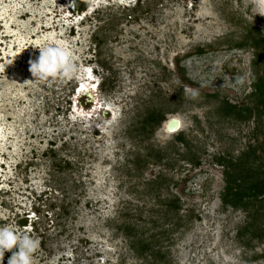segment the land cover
<instances>
[{"label": "rangeland", "instance_id": "obj_1", "mask_svg": "<svg viewBox=\"0 0 264 264\" xmlns=\"http://www.w3.org/2000/svg\"><path fill=\"white\" fill-rule=\"evenodd\" d=\"M258 30L264 0H0V227L39 240L33 264H264L217 162L264 136L221 109L251 103ZM50 40L86 75L35 79Z\"/></svg>", "mask_w": 264, "mask_h": 264}, {"label": "trees", "instance_id": "obj_2", "mask_svg": "<svg viewBox=\"0 0 264 264\" xmlns=\"http://www.w3.org/2000/svg\"><path fill=\"white\" fill-rule=\"evenodd\" d=\"M87 2L83 5V9H87ZM257 36V37H256ZM252 37V45L255 47V57L252 61V90L248 94L251 103L232 102L223 100L222 112L224 115L234 116L239 120H249L260 118L264 112V71L259 72L257 63L259 61V53L264 45V34L258 30V35ZM177 68L183 82L189 83L184 69ZM264 116V115H263ZM163 117L156 114H150L146 118V122L155 121L159 125ZM264 135V133L262 132ZM179 141L183 142L181 138ZM218 164L222 166L224 186L221 191V199L224 206H231L235 209H241L246 213L245 224L238 231V235H242L246 230L250 231L252 237L264 238L257 232L264 230L259 223V218L264 219V136L258 144L249 143L236 157L219 156ZM254 230V231H253ZM133 247V242L131 240Z\"/></svg>", "mask_w": 264, "mask_h": 264}, {"label": "clouds", "instance_id": "obj_3", "mask_svg": "<svg viewBox=\"0 0 264 264\" xmlns=\"http://www.w3.org/2000/svg\"><path fill=\"white\" fill-rule=\"evenodd\" d=\"M36 48L39 50L37 58L33 60L30 53L27 61L28 71L35 79L71 81L79 80L86 75L87 70L77 64L75 55L66 45L50 40L46 46ZM191 95L196 97L197 92L193 91ZM71 119L75 120L77 117L73 116ZM79 119L86 120L87 118L80 115ZM174 122H178V125L174 129L169 128V132L178 131L181 128L182 120L179 117L174 118ZM89 126L85 125V127ZM93 126L96 129L99 127L98 125ZM39 244L38 239H33L27 233H18L9 227H0V264H3L5 251H11L14 247L17 250L12 253L7 264H33V254L38 250Z\"/></svg>", "mask_w": 264, "mask_h": 264}, {"label": "water", "instance_id": "obj_4", "mask_svg": "<svg viewBox=\"0 0 264 264\" xmlns=\"http://www.w3.org/2000/svg\"><path fill=\"white\" fill-rule=\"evenodd\" d=\"M174 118H171L168 120L167 124H166V127H167V130L172 127V128H175V125H174ZM175 132V131H174Z\"/></svg>", "mask_w": 264, "mask_h": 264}, {"label": "snow or ice", "instance_id": "obj_5", "mask_svg": "<svg viewBox=\"0 0 264 264\" xmlns=\"http://www.w3.org/2000/svg\"><path fill=\"white\" fill-rule=\"evenodd\" d=\"M173 123H174L175 127L178 125V122H173ZM171 129H174V128L170 127V130Z\"/></svg>", "mask_w": 264, "mask_h": 264}]
</instances>
